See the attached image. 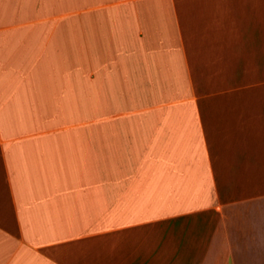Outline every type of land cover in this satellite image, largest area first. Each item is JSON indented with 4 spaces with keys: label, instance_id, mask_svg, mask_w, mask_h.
I'll use <instances>...</instances> for the list:
<instances>
[{
    "label": "crops",
    "instance_id": "1",
    "mask_svg": "<svg viewBox=\"0 0 264 264\" xmlns=\"http://www.w3.org/2000/svg\"><path fill=\"white\" fill-rule=\"evenodd\" d=\"M0 264H264V0H0Z\"/></svg>",
    "mask_w": 264,
    "mask_h": 264
}]
</instances>
